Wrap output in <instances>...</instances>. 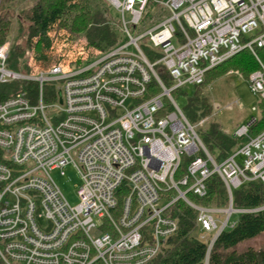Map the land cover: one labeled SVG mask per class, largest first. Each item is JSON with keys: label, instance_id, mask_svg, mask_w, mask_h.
I'll list each match as a JSON object with an SVG mask.
<instances>
[{"label": "built area", "instance_id": "1", "mask_svg": "<svg viewBox=\"0 0 264 264\" xmlns=\"http://www.w3.org/2000/svg\"><path fill=\"white\" fill-rule=\"evenodd\" d=\"M105 1L125 39L85 65L70 67L73 58L16 71L6 66L10 42L0 45V83L38 86L34 100L25 91L0 100V258L5 264H145L176 231L168 212L181 199L197 211L208 264L216 239L235 223L232 213L241 211L232 207V191L251 180L264 184V129L249 134L255 117L237 127L232 135L246 142L217 162L171 91L203 83L209 69L247 48L258 65L249 88L264 98L257 54L264 46V0ZM150 1L169 13L133 35L130 25L141 23ZM148 43L158 60L147 58L142 44ZM54 81L61 82L54 86L61 102L47 103L53 100L44 86ZM155 86L161 91L146 98ZM68 165L79 176L75 205L51 175H64ZM214 173L224 183L227 207L193 204L189 195L205 196Z\"/></svg>", "mask_w": 264, "mask_h": 264}, {"label": "trees", "instance_id": "2", "mask_svg": "<svg viewBox=\"0 0 264 264\" xmlns=\"http://www.w3.org/2000/svg\"><path fill=\"white\" fill-rule=\"evenodd\" d=\"M103 1L106 5H101L95 0H0V45L11 38L6 58L7 68L22 72L31 71L32 68L26 63L29 57L37 62H49L53 55V39H60V31H65L72 37H84L87 47L98 51L108 50L118 44L121 34L117 12ZM153 8L155 3L150 1L144 16ZM51 31L54 32L52 36ZM257 54L264 63V46L257 49ZM64 57L62 53L57 54L58 59ZM68 59L71 60L72 57ZM230 66L245 76L258 67L251 52L247 48L242 49L206 72L203 83L195 85L194 94L189 98L186 108L190 123L195 124L203 118H208L198 134L217 162L226 158L240 141L225 133L221 125L212 119L213 106L204 88L209 83V78L218 74L219 71H215L217 67L224 68L220 74L227 72ZM160 77L164 83L168 82V73L161 71ZM19 91H25L27 97L34 100L38 91L37 83H0V100ZM46 99L57 100V90L54 86L46 95ZM257 109L258 116L249 128L250 135H256L264 129V98H261ZM184 170L183 164L176 171L175 177L181 176ZM206 187L205 196L188 199L195 205L207 208H226L227 193L218 174L214 173L207 179ZM263 206L264 184L259 180L247 181L232 191V207L241 211L236 213L234 225L224 230L216 239L208 264H264V244L259 248L247 247L242 251L235 249L237 244L264 233ZM168 214L176 221L177 229L158 254L145 264H203L206 243L197 236L196 209L179 199L171 205ZM0 264H5L1 258Z\"/></svg>", "mask_w": 264, "mask_h": 264}, {"label": "rangeland", "instance_id": "3", "mask_svg": "<svg viewBox=\"0 0 264 264\" xmlns=\"http://www.w3.org/2000/svg\"><path fill=\"white\" fill-rule=\"evenodd\" d=\"M99 2L101 5L106 3L103 0H95ZM100 4H98L100 6ZM168 10L164 6L155 4V8L150 10V13L147 16H144L141 23L136 27L132 28L130 25V30L133 35L140 34L144 32L148 27H151L158 23V21L162 20L164 17L168 15ZM153 17L154 19L151 20L150 17ZM54 32H50V35L52 36ZM121 40L125 39L124 35L121 33ZM60 39L57 37H54L52 42V57L48 60L47 63L37 62L33 60V58L30 59V57L27 59V65L28 62H30L29 67L32 69H39L42 67H47L52 61H61L66 62L68 58H75L76 62H72L70 64V67L77 68L82 65L87 64L89 61L95 59L99 55L103 54L104 51L100 50L99 54H95L97 49H94L93 47H87L85 44L84 37H72L70 35H67L65 31H60ZM64 36V37H63ZM66 36V38H65ZM248 37V36H247ZM11 43V38L8 40ZM142 48L147 56V58L150 61H156L160 58V53L156 52V50L148 43V44H142ZM106 51V50H105ZM64 54L65 57L57 58V54ZM82 53V54H81ZM84 58H80V57ZM224 69L223 67H217L215 71H221ZM229 70L225 73L218 72L217 75L209 78V83L204 88L205 94L210 98L213 111H212V119L216 122H218L222 130L225 133L233 134L235 129L237 127L242 126L243 124H247L248 121L258 116L259 110L257 109L261 97L258 94H254L251 92L249 85H248V76L243 75L240 71L236 70L234 67H229ZM230 71H232L230 73ZM30 72V71H29ZM168 82H165L169 88L172 87L174 84V81L168 77ZM61 84L60 81H54L51 84H45L44 86V93L47 95L50 93V89L52 86H57ZM161 89L157 86L154 87V89L150 92H147L145 97H149L152 94L159 93ZM195 86L194 85H186L181 88H177L171 91V95L175 99L176 103L179 105V107L182 109L184 114L186 115V108L189 101V98H191L194 94ZM57 100H53L47 103H54ZM163 101L166 102V98H163ZM256 107V111L252 110V107ZM258 110V111H257ZM48 115L53 114L54 112L51 109H47ZM160 116V115H156ZM187 117V115H186ZM188 119V117H187ZM208 118H206L207 120ZM205 120V121H206ZM191 122V121H189ZM193 124V123H191ZM196 131L198 132L202 125H200V121L196 122ZM233 136V135H232ZM234 137V136H233ZM240 141V144H243L246 142L247 137H235ZM185 161V158L183 159ZM64 175H61L59 173V170H53L51 171V175L53 179L56 181L58 186L60 187L62 193L68 200V202L72 205H75L78 202V196H77V186L79 184V176L78 173L75 171L73 167L70 165L66 166L64 169ZM181 176H176V180H179ZM182 188H184L182 186ZM169 195H176V192L174 190L168 191ZM189 197H192L189 195ZM237 215L236 213H232L231 220H236ZM264 244V233L260 234L257 237H254L252 239L243 241L235 247L237 251H242L246 249L247 247H253V248H259Z\"/></svg>", "mask_w": 264, "mask_h": 264}, {"label": "water", "instance_id": "4", "mask_svg": "<svg viewBox=\"0 0 264 264\" xmlns=\"http://www.w3.org/2000/svg\"><path fill=\"white\" fill-rule=\"evenodd\" d=\"M58 98H59V101L61 102V91H60V90L58 91ZM263 207H264V206H263ZM263 207H262V208H263Z\"/></svg>", "mask_w": 264, "mask_h": 264}, {"label": "crops", "instance_id": "5", "mask_svg": "<svg viewBox=\"0 0 264 264\" xmlns=\"http://www.w3.org/2000/svg\"><path fill=\"white\" fill-rule=\"evenodd\" d=\"M9 42V41H8Z\"/></svg>", "mask_w": 264, "mask_h": 264}]
</instances>
